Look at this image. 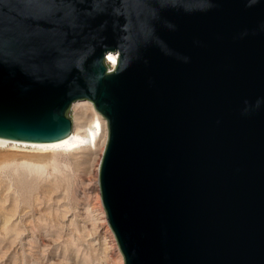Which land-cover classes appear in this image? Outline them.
<instances>
[{"label": "water", "instance_id": "95a60500", "mask_svg": "<svg viewBox=\"0 0 264 264\" xmlns=\"http://www.w3.org/2000/svg\"><path fill=\"white\" fill-rule=\"evenodd\" d=\"M78 100L124 264H264V0H0V138L62 140Z\"/></svg>", "mask_w": 264, "mask_h": 264}, {"label": "rangeland", "instance_id": "374dc122", "mask_svg": "<svg viewBox=\"0 0 264 264\" xmlns=\"http://www.w3.org/2000/svg\"><path fill=\"white\" fill-rule=\"evenodd\" d=\"M67 115L73 124L72 107ZM74 152L72 161L66 153L0 150V264H112L102 251L111 244L115 252L111 236L101 237L92 226L96 208L109 227L96 173L103 154L100 148ZM23 160L43 165L30 169Z\"/></svg>", "mask_w": 264, "mask_h": 264}, {"label": "bare ground", "instance_id": "6f19581e", "mask_svg": "<svg viewBox=\"0 0 264 264\" xmlns=\"http://www.w3.org/2000/svg\"><path fill=\"white\" fill-rule=\"evenodd\" d=\"M110 56L113 57L114 60H110L109 59ZM117 59L118 56L116 54L110 53L107 55L105 60H106V64L108 65L109 71H112L113 68H115L117 64ZM86 105L93 116L91 120L87 116L88 109L86 108ZM71 107L75 111L76 116L75 119L73 120L71 134L68 137L50 143H29V142H20V141H10L7 139L0 138V150L1 151L18 150L20 152L21 151L30 152L36 156H42L50 153L51 154L66 153L73 161L75 160L74 151H76L77 149L87 148V149L96 150L100 148V152L102 156V154H104L108 140V126L106 119L95 109L93 103L89 100L75 101L72 103ZM85 120H90L89 124L86 126L84 125ZM22 146L24 148H22ZM38 162L23 160L21 164L30 169L38 170L42 168L43 165V164L41 165ZM100 165L101 162L100 164L98 163L96 167V173H99ZM96 190H98V188H96ZM92 212H93L92 217L94 218L95 221L94 223H92L94 232L100 235L101 237H104L106 234L111 236L112 245L114 246L115 252H111L112 251L111 244L106 245L102 249L104 257L112 258L113 259V260L111 259L112 264H117V263L119 264L120 261L123 260V255L115 242L116 240L114 238V234H112L113 232L111 233L112 230L111 231L109 230L110 227L109 223H108L109 227L106 224L105 226L103 225L104 220H102V218L105 217L104 212L101 210L99 212H96V208L93 209ZM106 219H107V215H106ZM68 221L71 222L72 219L68 218Z\"/></svg>", "mask_w": 264, "mask_h": 264}, {"label": "snow or ice", "instance_id": "6c2138e0", "mask_svg": "<svg viewBox=\"0 0 264 264\" xmlns=\"http://www.w3.org/2000/svg\"><path fill=\"white\" fill-rule=\"evenodd\" d=\"M109 59H110V60H114V58H113V57H111V56L109 57Z\"/></svg>", "mask_w": 264, "mask_h": 264}]
</instances>
